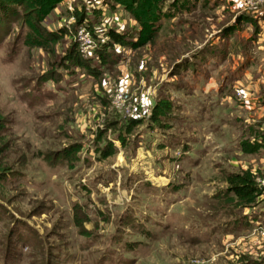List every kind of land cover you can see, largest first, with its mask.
Returning a JSON list of instances; mask_svg holds the SVG:
<instances>
[{"label":"rangeland","instance_id":"374dc122","mask_svg":"<svg viewBox=\"0 0 264 264\" xmlns=\"http://www.w3.org/2000/svg\"><path fill=\"white\" fill-rule=\"evenodd\" d=\"M28 8L0 33V264H264V194L224 198L231 171L264 187V139L239 149L264 130V3Z\"/></svg>","mask_w":264,"mask_h":264},{"label":"trees","instance_id":"16d2710c","mask_svg":"<svg viewBox=\"0 0 264 264\" xmlns=\"http://www.w3.org/2000/svg\"><path fill=\"white\" fill-rule=\"evenodd\" d=\"M29 0H0V33H5L8 29V24L14 18L22 15L24 17H30L31 11L28 8ZM80 14L76 16V22L80 21ZM63 28L56 30H45L51 42H54L56 38L64 33ZM108 40L104 44L109 45L113 41L121 42L120 36L116 31L108 32ZM66 59L74 61L77 64H84V60L81 59L76 47V42L72 41L65 56ZM156 113L164 114L167 109L164 104L156 103L154 108ZM1 127V124H0ZM264 139V130L260 136L253 138V140H242L239 144V149L243 152H254L262 147ZM262 143V144H261ZM226 191L231 195L224 196L226 201H229L237 206H250L253 205L259 198V195L264 194V187H261L255 181L253 172L249 168H244L236 171L228 172L225 175Z\"/></svg>","mask_w":264,"mask_h":264},{"label":"built area","instance_id":"2783aa9c","mask_svg":"<svg viewBox=\"0 0 264 264\" xmlns=\"http://www.w3.org/2000/svg\"><path fill=\"white\" fill-rule=\"evenodd\" d=\"M243 2L246 4V6H256L264 3V0H243ZM75 37L77 51L80 55H83L92 43L91 38L83 27L77 31ZM237 93H239V91H237ZM261 184L264 186V179H262Z\"/></svg>","mask_w":264,"mask_h":264},{"label":"crops","instance_id":"0c3cea01","mask_svg":"<svg viewBox=\"0 0 264 264\" xmlns=\"http://www.w3.org/2000/svg\"><path fill=\"white\" fill-rule=\"evenodd\" d=\"M262 21H263V23H264V13H263V15H262ZM259 36L262 38V39H264V27L262 28V30H260V32H259ZM258 39H259V37H258ZM260 78L262 79V81L264 82V66H263V68H262V74H261V76H260ZM258 82H254V84H257ZM263 85V84H262Z\"/></svg>","mask_w":264,"mask_h":264}]
</instances>
